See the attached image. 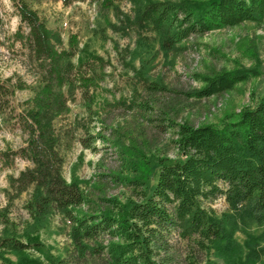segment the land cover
I'll use <instances>...</instances> for the list:
<instances>
[{
  "label": "trees",
  "instance_id": "trees-1",
  "mask_svg": "<svg viewBox=\"0 0 264 264\" xmlns=\"http://www.w3.org/2000/svg\"><path fill=\"white\" fill-rule=\"evenodd\" d=\"M42 1L10 0L19 19L13 36L21 45L24 64L35 74V83L28 85L20 79L10 83L11 78L0 76V116L27 134L24 145L3 152L0 162L13 166L16 158L21 157L31 163L18 176H9V187L5 189L8 202L0 209V222L7 230L0 233V264H44L31 250L52 258L37 234L39 225L54 212H60L71 223L70 235L77 249L102 253L107 248L114 264H171L167 260L169 238L176 231L184 239H195L201 247L218 251L227 264H264V249L259 247L264 233L254 235L248 230L250 219L264 221V91L254 106L243 108L220 126L179 125L177 144L181 156L159 160L151 189L146 185L150 175L147 168L141 167V172L135 168L133 182L145 187L140 200L123 203L114 197L105 198L102 210L80 213L77 208L89 204L91 199L76 173H72L70 181L64 176L66 156L76 142L91 148L96 138L104 136L92 135L80 119L71 121L69 103H76L79 92L82 110L90 115L97 112L93 111V103L98 99L94 90L96 63L102 62V58L87 43L80 47L77 35H72L65 46L62 34L49 26L36 7ZM61 1L68 6L87 0ZM94 1L103 10L115 4V0ZM129 1L135 8L131 24L147 52H153L157 46L167 54L180 50V44L192 36L245 21H264V0ZM114 10L119 16V6ZM126 20L130 17L126 16ZM105 21L117 28L109 17ZM95 30L105 33L102 25ZM142 61L140 79L149 86L154 84L155 89H163L148 81V65ZM254 75L246 69L194 73L193 78L202 86L193 89L189 96L204 98L230 91ZM26 88L32 95L18 110L14 95ZM28 191L31 192L25 208L33 221L18 236L19 229L9 218V208ZM221 195L233 211L222 217L205 205ZM240 230L247 235L244 245L234 236ZM105 234L110 237L108 245H88V241ZM7 253L16 254L18 259L6 257Z\"/></svg>",
  "mask_w": 264,
  "mask_h": 264
},
{
  "label": "rangeland",
  "instance_id": "rangeland-1",
  "mask_svg": "<svg viewBox=\"0 0 264 264\" xmlns=\"http://www.w3.org/2000/svg\"><path fill=\"white\" fill-rule=\"evenodd\" d=\"M115 6H119V16L115 13ZM36 7L49 26L62 34L65 46L69 45L72 35H77L80 47L87 43L102 58V62L96 63L97 84L94 90L98 99L93 103V111L97 112L90 115L82 110L79 92L76 94L77 104L69 103L72 107L71 121L80 119L85 128H90L92 135L101 133L104 136L96 138L91 148H83L76 142L66 156L64 176L70 181L72 173H76L84 181L83 188L91 199L89 204L77 208L80 213L102 210L105 198L114 197L123 203L140 200L145 187L133 182L135 168L140 169L139 172L144 170L141 167L147 168L150 175L146 185L151 189L159 160L181 156L177 144L179 125L220 126L243 108L254 106L264 91V21H245L192 36L180 44V50L166 54L157 46L153 52H147L139 44L138 34L131 24L135 8L129 0H115L114 6L107 10L100 8L94 0L77 1L68 6L61 0H43ZM126 16L130 20H126ZM105 17H109L117 28L108 25ZM18 24L19 19L10 0H0V76L2 79L11 78L10 83L20 79L33 85L35 74L24 64L21 45L13 36ZM101 25L104 34L95 30ZM143 59L148 65V81L156 82L163 89H155L154 84L149 86L140 79ZM237 69H246L255 75L230 91L204 98L189 96L193 89L202 86L193 78L194 73L215 74ZM90 92H93L92 87ZM31 95L29 88L17 90L14 95L16 108L20 110L24 100ZM10 121L5 122L0 116V155L21 147L27 139L24 130ZM125 147L128 151L123 153ZM14 163L6 166L0 162V209L7 206L5 189L9 187V176H18L31 165L21 157ZM30 192L23 193L9 208V218L19 229L18 236L26 224L33 221L25 208ZM205 205L221 217L233 213L224 195ZM236 216L241 221V217ZM248 222V230L252 234L264 233L261 218ZM71 227L60 212L51 214L39 225L37 235L45 252L52 258L31 250L32 254L40 257L44 264H114L107 248L102 253L77 249L70 235ZM6 230L0 222V233ZM234 236L244 245L247 239L244 231H237ZM109 241L110 237L105 234L87 243L93 247L98 242L108 245ZM169 243L167 260L171 264H227L218 251L201 247L195 239H184L178 231L172 233ZM259 247L264 249V240ZM6 257L14 261L18 259L14 253H7Z\"/></svg>",
  "mask_w": 264,
  "mask_h": 264
}]
</instances>
